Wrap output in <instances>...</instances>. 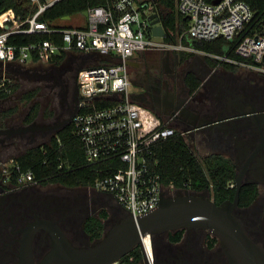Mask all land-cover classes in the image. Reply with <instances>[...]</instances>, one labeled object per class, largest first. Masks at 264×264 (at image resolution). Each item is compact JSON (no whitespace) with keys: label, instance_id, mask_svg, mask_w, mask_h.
I'll return each instance as SVG.
<instances>
[{"label":"flooded vegetation","instance_id":"1","mask_svg":"<svg viewBox=\"0 0 264 264\" xmlns=\"http://www.w3.org/2000/svg\"><path fill=\"white\" fill-rule=\"evenodd\" d=\"M85 59L82 53L72 52L68 60L50 63L49 69L38 75L37 95L24 111L11 112L0 107V264H19L30 238L32 257L38 264L49 252L56 228L61 229L73 245L90 246L93 240L85 231L90 218L107 212L104 224L108 230L129 216L112 196L92 187L39 182L22 188L12 182V178L4 182V169L15 163L21 149L38 138L51 141L71 124L79 109L78 74ZM224 66L217 68L199 54L147 49L129 60L132 97L157 119H172L178 131L193 130L208 119L255 110L252 118L229 124L233 130L228 135L196 130L186 135L193 142L199 137L198 142L212 151L210 154L230 158L236 176H242L243 186H255L256 193L250 201L252 193L244 200L239 196L234 215L249 238L264 250V75L249 69L246 73L242 68L229 70ZM215 67L223 72L210 77ZM191 75L201 81L194 91L188 80ZM42 96V104L35 118L30 120ZM43 105L49 108V113L43 110ZM173 113L176 114L173 116ZM186 190L177 189L173 197L185 194ZM207 192L210 191L202 194ZM228 201L234 202L235 197L224 202ZM179 231L183 232L182 239L172 241L171 235ZM152 237L157 264H229L220 240L208 230L185 228ZM210 237L217 238L213 246Z\"/></svg>","mask_w":264,"mask_h":264},{"label":"built area","instance_id":"2","mask_svg":"<svg viewBox=\"0 0 264 264\" xmlns=\"http://www.w3.org/2000/svg\"><path fill=\"white\" fill-rule=\"evenodd\" d=\"M61 1L31 0L36 12L23 22L16 19L13 11L0 15L4 27L0 33V90L12 80L7 76L10 65L51 63L72 52H80L93 62L104 60L80 69V104L71 125L82 143L86 166L98 173L91 187L113 196L137 221L155 211L163 197H173L178 189L159 172L155 152L158 143L176 136L178 130L171 121L146 125L144 107L132 97L129 60L147 49L162 48L197 53L215 62L217 68L232 65L264 75V9L259 12L257 8L264 0H176L177 10L187 23L176 41H167V32L164 37L153 35L148 20L153 5L142 7L141 0H113L107 6L92 7L86 11L85 27L50 28L39 21ZM35 33H60L62 42L45 40L25 46L10 43L15 35ZM221 39L230 43L224 54L201 51L194 46ZM14 168L19 172V187L39 183L33 172L21 171L16 163L4 169V182L11 181ZM140 248L142 263L156 264L151 234L142 237Z\"/></svg>","mask_w":264,"mask_h":264},{"label":"trees","instance_id":"3","mask_svg":"<svg viewBox=\"0 0 264 264\" xmlns=\"http://www.w3.org/2000/svg\"><path fill=\"white\" fill-rule=\"evenodd\" d=\"M113 0H63L40 18V22H45L50 28L69 29L70 26L59 27L54 24L58 20L83 14L92 7L107 6ZM151 0H141V6H145ZM253 1V0H250ZM156 6L162 11L163 26L168 34L167 41H176L179 35L186 29L187 23L177 10L176 0H156ZM259 12L264 9V4L257 6ZM7 11H13L18 21H26L36 12V7L31 0H0V15ZM4 27L0 24V33ZM45 40H54L62 42V35L49 33H35L15 35L10 38V43L18 46H25L39 43ZM228 41L223 39L216 42L194 43L195 48L209 53H226ZM66 58L63 54L52 60V63H60ZM104 60H96L100 64ZM95 64V65H96ZM213 65L217 64L213 62ZM94 66V65H92ZM225 69L236 71L238 67L225 65ZM192 91L196 90L201 84L200 79L195 76L188 78ZM1 81V79H0ZM19 85L13 81H7L5 87L0 90V100L12 96ZM10 90V91H7ZM37 90L26 94L24 97L32 101ZM36 107L30 115L33 120L37 114ZM6 110L14 112L17 108L8 107ZM155 152L159 159V172L167 183H173L178 189H188L191 192L203 193L210 191L214 202L217 205L224 201L232 200L235 197V165L232 160L219 154H211L199 158L187 145L185 137L178 131L177 135L165 141H161L155 147ZM16 166L21 171L33 172L35 179L43 184L59 183L66 186H93L98 177L92 168L86 166V156L81 141L77 138L69 124L60 130L49 143L28 149L23 155L16 158ZM19 172L14 168L12 170V182L17 183ZM234 185V186H232ZM253 185L243 186L240 192L241 200H244L249 194L255 196L256 190ZM248 203V202H245ZM108 217L107 212H103L100 217H92L85 224V231L91 240H97L103 237L105 232L104 220ZM183 237V232L179 231L171 235L174 242H179ZM211 245L217 242V238L210 237ZM143 260V253L140 247H136L122 260V264H140Z\"/></svg>","mask_w":264,"mask_h":264},{"label":"water","instance_id":"4","mask_svg":"<svg viewBox=\"0 0 264 264\" xmlns=\"http://www.w3.org/2000/svg\"><path fill=\"white\" fill-rule=\"evenodd\" d=\"M150 3L154 5L153 13L148 17L153 35L164 37L166 29L162 22V11L156 6V0H151L146 7ZM83 14L87 16L88 13ZM175 114L173 113V116ZM254 114L255 110H251L208 119L195 126L193 130L184 132L196 130L228 135L233 130L229 124L242 118H252ZM235 179L234 202L228 201L217 205L212 200L210 192L193 195L189 190L176 197H163L161 205L155 211L138 218L137 221L129 214L125 219H120L113 224L110 230H105L102 238L93 241L87 247L73 245L61 229L56 228L55 233L51 231L50 250L38 264H115L136 247H142V237L145 235L153 236L185 228L210 231L220 240L221 248L229 264H264L263 248L249 238L240 220L234 215L243 186L242 176H236ZM44 224L47 226L48 222ZM54 225L52 223V226ZM31 239L28 242V248L21 255L19 264H35L30 248ZM154 255L156 257L155 248Z\"/></svg>","mask_w":264,"mask_h":264},{"label":"rangeland","instance_id":"5","mask_svg":"<svg viewBox=\"0 0 264 264\" xmlns=\"http://www.w3.org/2000/svg\"><path fill=\"white\" fill-rule=\"evenodd\" d=\"M84 20H85L84 15L78 14V15H75L72 17L71 22L73 24L67 22V20H65V19L58 20L54 24H56L59 27H64V26L74 25V23H77V24L82 23V22H84ZM153 39L158 40V41L161 40L160 38H153ZM185 53L197 54V53H192V52H185ZM69 58H70V54L66 55L65 59L68 60ZM41 64H43V65H41ZM92 64H96V62H93L92 60H86L85 59L84 66H88V65H92ZM49 65H50V63H33V64H29L26 66H18L15 64L10 65V67L7 71V76L9 78L13 79V81L19 85V88L17 89V91L12 96H10L4 100H0V107L8 108L10 106L12 108H17L18 111H24L30 105V103H32L31 101L26 100L24 96L26 94L32 92L33 90H38V88L36 86L38 84L37 77H38V75H41L42 73H44L45 70H48ZM41 66H42L43 70L40 68ZM40 69H41V71H40ZM245 70L246 69H243L242 72L246 73ZM222 72H223V70L220 69L217 73H222ZM205 79H208V78L206 77ZM205 79H203L204 82H205ZM42 100H43V96L41 97L40 101H38L37 107H39V105L42 104ZM44 109H46L47 112L49 113V108H45V106L43 105V110ZM143 117H144V121L148 127H152L157 123V117L149 109H146V108L143 109ZM172 125L175 127L174 124H172ZM184 137H185L187 145L191 148V150L199 158H203L205 156L211 155L210 153L212 151L210 152L204 145H202L200 142H198V139L200 140L199 137L194 138V142L190 136L185 135ZM49 142L50 141L48 139L38 138V140L34 143H31L29 145V147L25 148L26 147L25 146L23 149H21L22 151H20L19 155L17 153V155L21 156L28 149L36 147V146L44 145V144L49 143ZM109 214L111 215V212H109ZM112 226L113 225H111L108 228V230H110L112 228ZM142 262H143V260H142ZM142 262L140 264H143Z\"/></svg>","mask_w":264,"mask_h":264},{"label":"crops","instance_id":"6","mask_svg":"<svg viewBox=\"0 0 264 264\" xmlns=\"http://www.w3.org/2000/svg\"><path fill=\"white\" fill-rule=\"evenodd\" d=\"M84 15V14H83ZM84 22H82V23H79V24H77V23H74V25H71L70 27H85L86 26V16L84 15ZM65 20H67V22H69V23H72L71 22V20H72V17H70L69 19H65ZM73 24V23H72ZM77 24V25H76ZM185 53V52H184ZM185 54H190V53H185ZM214 71L215 72H212L211 73V76L210 77H213L215 74H217V72L219 71V70H216V67L214 68ZM168 121H171V124H174L173 123V121L170 119V118H164V119H157V125H162V124H164V123H167Z\"/></svg>","mask_w":264,"mask_h":264},{"label":"bare ground","instance_id":"7","mask_svg":"<svg viewBox=\"0 0 264 264\" xmlns=\"http://www.w3.org/2000/svg\"><path fill=\"white\" fill-rule=\"evenodd\" d=\"M148 244L150 243L149 240H147Z\"/></svg>","mask_w":264,"mask_h":264}]
</instances>
